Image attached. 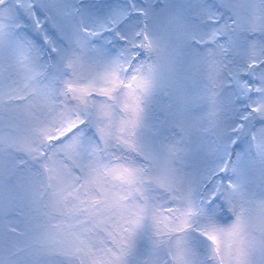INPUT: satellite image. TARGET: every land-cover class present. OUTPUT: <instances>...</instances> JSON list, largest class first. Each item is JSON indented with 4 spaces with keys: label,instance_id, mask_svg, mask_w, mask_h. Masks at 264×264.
<instances>
[{
    "label": "snow or ice",
    "instance_id": "snow-or-ice-1",
    "mask_svg": "<svg viewBox=\"0 0 264 264\" xmlns=\"http://www.w3.org/2000/svg\"><path fill=\"white\" fill-rule=\"evenodd\" d=\"M0 264H264V0H0Z\"/></svg>",
    "mask_w": 264,
    "mask_h": 264
}]
</instances>
